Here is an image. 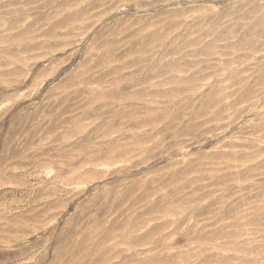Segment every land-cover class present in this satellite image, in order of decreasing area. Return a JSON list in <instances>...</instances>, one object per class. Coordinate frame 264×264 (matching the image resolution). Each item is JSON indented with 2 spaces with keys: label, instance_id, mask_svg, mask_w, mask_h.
<instances>
[{
  "label": "rangeland",
  "instance_id": "374dc122",
  "mask_svg": "<svg viewBox=\"0 0 264 264\" xmlns=\"http://www.w3.org/2000/svg\"><path fill=\"white\" fill-rule=\"evenodd\" d=\"M0 264H264V0H0Z\"/></svg>",
  "mask_w": 264,
  "mask_h": 264
}]
</instances>
